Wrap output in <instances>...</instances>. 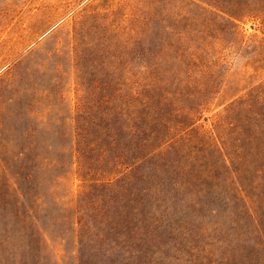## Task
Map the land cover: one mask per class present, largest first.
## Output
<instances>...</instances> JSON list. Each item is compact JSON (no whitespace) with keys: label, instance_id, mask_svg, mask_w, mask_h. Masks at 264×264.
Returning <instances> with one entry per match:
<instances>
[{"label":"rangeland","instance_id":"obj_1","mask_svg":"<svg viewBox=\"0 0 264 264\" xmlns=\"http://www.w3.org/2000/svg\"><path fill=\"white\" fill-rule=\"evenodd\" d=\"M237 1L0 0V264H264V224L253 217L264 220V194L244 198L262 155L243 151L228 169L211 148L223 108L264 81L260 14L232 26L220 11ZM179 32L204 48L209 73L200 82L216 90L187 149L163 155L179 167L172 178L188 184L173 192L159 164L151 193L137 203L128 194L149 167L129 182L124 167L94 165L92 173L106 172L93 178L111 185L84 188L87 170L69 152L78 121L100 117L92 106L105 91L96 85L115 79L126 93L127 41L165 46Z\"/></svg>","mask_w":264,"mask_h":264},{"label":"trees","instance_id":"obj_2","mask_svg":"<svg viewBox=\"0 0 264 264\" xmlns=\"http://www.w3.org/2000/svg\"><path fill=\"white\" fill-rule=\"evenodd\" d=\"M220 11L227 15L225 20L232 26L235 25L232 19H238L244 14L259 13L264 30V0H238L235 9ZM180 33H177L178 39L165 46L153 41H127L128 50L123 51L126 55V93L116 87L115 79L113 84L105 81L104 84L99 82L96 85H102L97 94L105 91L98 98L97 104L92 106V109L100 113V117L78 121L77 125L82 126V131L73 136L69 152L71 163L76 162L80 169L84 167L87 170L81 178L84 188L111 185L109 180L103 185L98 182L105 178H93L103 176L100 172H106V169H101L92 173L94 165L115 169L124 167L123 177L129 182L139 169L149 167L150 170H143L139 174L140 185L137 191L128 194L137 203L144 201L151 193L156 178L154 167L159 164L167 166L171 172L169 185L173 192L188 184L183 177L178 179L176 175L172 178L179 167L174 166L175 160L170 163L163 155L177 146L187 149L184 140L198 131L195 126L197 119L216 90L208 83L200 82L206 80L205 73H209L205 71L199 53L204 48L196 41H184L185 37L181 36L187 34ZM163 48L170 50L164 58L167 75H160L159 71ZM131 64L138 67L137 73L132 72ZM195 73L200 75L199 79ZM130 75L132 78H129ZM117 100L119 103H116ZM171 118L175 122L169 125ZM212 129L220 139L217 138L219 144L213 142L211 148L228 169L234 168L235 160L243 151L262 155V163L253 172L251 190L244 192V198L264 194V81L230 101L217 116ZM200 146L198 142L190 147L198 152ZM196 158L189 156L187 160L192 163ZM204 176L205 179L215 178L211 172ZM255 214L254 221L259 228L264 220L257 215V211Z\"/></svg>","mask_w":264,"mask_h":264}]
</instances>
